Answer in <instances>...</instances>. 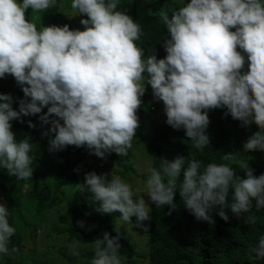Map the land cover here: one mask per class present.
<instances>
[{"label":"clouds","instance_id":"clouds-1","mask_svg":"<svg viewBox=\"0 0 264 264\" xmlns=\"http://www.w3.org/2000/svg\"><path fill=\"white\" fill-rule=\"evenodd\" d=\"M56 4L57 0H0V79L13 77L23 93L15 101L18 110L10 94L0 93V168L9 176L28 180L33 175V144L26 138L17 142L12 121L23 124L22 117L40 114L41 126L51 125L41 134L49 138L50 154L75 146L100 159L111 153L126 156L136 144L137 112L141 113L145 99L156 111V102H161L167 117L163 123L183 129L196 149L210 144L209 111L226 109L224 116L230 115L236 126L255 124L259 129L243 138L244 152H264V0H190L171 10V15L161 8L155 15L168 36L162 59L154 49L144 58L145 52L135 43L142 35L140 25L117 10L119 0H71V9L87 17L80 20L84 30L67 24L38 30L26 18L29 9L41 13ZM44 108L47 112L41 114ZM52 116L58 119L50 120ZM27 123L36 127L30 120ZM151 138L144 148L158 150L162 156L163 144L155 134ZM236 156L240 155L225 153L222 160L228 163H209L203 171L195 159H161L159 169H147V179L137 177L157 208L169 206V215L179 192L197 221L213 223L210 213L216 210L227 222L225 209L230 208L237 218L247 214L245 224H255L256 217L250 213L253 207L264 209V174L257 177L248 162L237 163ZM74 186L90 194L98 205L96 213H119L115 230L110 229L116 236L103 230L91 243V264H157L156 259L119 254L121 225L147 233L151 218L150 207L142 196H135L129 183L119 175L111 173L109 178L93 171L85 174L84 183ZM8 216L7 207L0 203L3 256L19 251L9 248L16 229ZM77 224L85 226L82 221ZM79 244L73 241L69 246L73 257L81 255ZM250 251L255 259H264V236Z\"/></svg>","mask_w":264,"mask_h":264},{"label":"trees","instance_id":"trees-1","mask_svg":"<svg viewBox=\"0 0 264 264\" xmlns=\"http://www.w3.org/2000/svg\"><path fill=\"white\" fill-rule=\"evenodd\" d=\"M190 0H119L118 11H124L127 15L140 25L142 35L136 45L145 52V57L151 54L154 49L158 59L166 56L163 47L164 41L168 38L166 26L155 15L161 8L169 11L178 9ZM26 18L40 28L56 25L64 26L67 24L70 29L84 30L80 24L85 16H79L78 11L71 9V0H57L54 8L46 12L33 13L27 10ZM234 30V29H233ZM240 51V49H237ZM246 59V54H245ZM247 70V63L245 64ZM151 90L150 85H145ZM0 93L10 94L13 97L14 110H18L16 100L23 98L20 87L16 84L13 77L0 79ZM150 105L145 99L140 116L142 119L158 111L150 109ZM226 109H215L209 111L210 124L206 134L210 138V144L203 150L192 146L190 138L186 137L183 129L175 130L172 127L166 128V124L159 122L152 126L156 133V140L168 148L167 160H172L177 156L186 159H195L201 163V171L209 163L221 164L228 163L222 160L225 153L238 154L243 138L252 135L259 129L255 124L248 128L241 126L233 127L235 120L224 116ZM47 112V108L41 114ZM39 115L22 117L25 123L12 121V131L15 133L17 142L28 139L33 144V175L28 180H17L8 175L7 171L0 168V203L4 204L9 211V224L16 229L15 235L11 238L9 248L17 247L19 251L11 256L0 255V264H91L94 255V246L91 244L100 238L102 231L106 230L110 237H115L116 233L112 230L113 224L117 223L119 213L113 215H101L94 211L97 207L90 198V194L80 193L74 185L84 183L86 173L95 171L98 175L108 173L107 169H100L94 164V160L100 158L90 155L86 148H76L68 146L63 151L49 153L48 137L41 134L50 128L49 125L41 126ZM50 120L58 119L55 116ZM167 119V117H166ZM230 119V122L228 121ZM36 125L35 128L28 127V121ZM62 123V122H61ZM152 123L146 128V132ZM219 125H225L231 134L228 136L218 135L214 130ZM136 144L149 143L141 130L138 131ZM143 153V151L141 152ZM153 162L152 167L159 169L162 161L161 153L158 150L150 149ZM127 159L124 161L122 156L114 155L112 161L116 164L114 168L116 174L120 175L126 182L131 174H136L135 166L131 161V150L129 149ZM236 161L248 162L254 175L257 177L264 174V152H247L245 156H236ZM94 164V165H93ZM234 171L240 177L244 173L236 166ZM76 169H79L77 173ZM146 178L145 176H143ZM110 178V175H109ZM183 178L181 174V179ZM147 179V178H146ZM144 179V180H146ZM179 181L177 182L179 187ZM31 184V188H30ZM27 187V191L25 188ZM231 191V190H230ZM135 196H142L150 207L149 231L147 232L150 241L146 253H134L132 245L120 243L119 254L128 258L134 255L145 259L157 260V264H264V259H255V253L250 251L255 247L259 238L264 236V209H252L251 215L256 217L255 224H245L244 218L247 214H241L237 218L229 209H225L229 219L227 222L222 220L213 210L210 215L213 223L197 221L186 209L179 192H177L174 203L175 210L168 214L169 206L165 205L157 208L146 195L145 183ZM25 198H30L36 204L37 212L33 216H26L21 210V202ZM231 196H229V203ZM255 204V201H253ZM77 221L84 223V228L79 227ZM46 226L47 245L61 239L58 246V258L51 259L49 262L38 261L37 255L42 251L27 252L25 244V234L30 233L36 244L37 230ZM112 229V230H110ZM73 241H80L78 250L81 255L79 258L73 257L67 252L68 244ZM65 252V254H64Z\"/></svg>","mask_w":264,"mask_h":264},{"label":"rangeland","instance_id":"rangeland-1","mask_svg":"<svg viewBox=\"0 0 264 264\" xmlns=\"http://www.w3.org/2000/svg\"><path fill=\"white\" fill-rule=\"evenodd\" d=\"M156 108H158V111L154 114H151L150 116L146 117L145 119H142L139 115L140 112L138 111V117H139V130L143 132V134L149 138V141H151L153 138H151L154 134V130L152 129V126L155 124H158L159 122H162V119L164 120L166 118V115L164 113V107L162 106L161 102H156ZM230 122V119L228 120ZM152 123L148 131L146 132V128L148 125ZM233 127L237 126L232 124L230 126V129ZM166 128L170 129V126L166 124ZM218 135L222 136H228L231 134V130H229L225 125H219L215 130ZM136 138L138 139V135L136 133ZM136 142V141H135ZM137 143V142H136ZM146 143H139V144H133V147L131 150V161L133 162L136 170V174H131L129 176V179L126 181L131 185V188L134 189L136 192H139V190L143 187V181L141 177L137 176H147L148 168H151V163L153 162L151 158V153L150 150L147 149V147L144 148ZM244 145V144H243ZM243 145H241L240 150L238 153L242 156H245L247 152H244L243 150ZM168 148L162 147V158L167 159V152ZM129 151V150H128ZM143 151V153H141ZM114 155H117L115 153L111 154H106L104 159H99L98 161L94 160V164L97 165L98 168L100 169H107L108 168V173L111 175H118L116 174L115 167L116 164L112 161V158ZM127 156H123L122 158L125 161L127 159ZM238 163V162H237ZM93 164V165H94ZM233 167H236L235 165ZM120 176V175H119ZM121 177V176H120ZM122 178V177H121ZM31 188V184H30ZM27 191V187L25 188ZM38 203H34L32 199L30 198H25L21 202V210L26 216H33L37 212L38 208ZM121 234H120V239L119 241L121 243H128L132 245L133 252L135 253H146L147 249L149 248L150 241L147 238V233L143 231L141 228H135L130 225L123 224L121 225L120 229ZM46 226L40 228L37 230V237H36V244H34V240L30 233L25 234V244H26V250L27 252H36V251H42L45 246H47V249L45 248V251L42 253L40 252L37 257H41L43 255V258H39L38 261H44V262H49L51 259H57L58 258V246L61 244V239L57 237L58 241H55L54 243H50L47 245V240H46ZM71 244H68L67 246V252L69 253V246ZM65 254V252H64ZM30 264H34V261L30 260Z\"/></svg>","mask_w":264,"mask_h":264}]
</instances>
